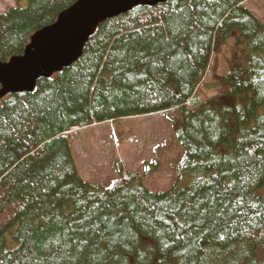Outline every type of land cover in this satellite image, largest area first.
Returning a JSON list of instances; mask_svg holds the SVG:
<instances>
[{
    "label": "trees",
    "instance_id": "1",
    "mask_svg": "<svg viewBox=\"0 0 264 264\" xmlns=\"http://www.w3.org/2000/svg\"><path fill=\"white\" fill-rule=\"evenodd\" d=\"M76 1L0 12V60ZM245 1L137 6L102 22L70 66L1 101L0 264H264V21ZM230 40L237 53L208 85ZM200 86L219 91L203 102ZM170 110L186 151L171 189L149 190L136 171L109 186L81 176L66 132Z\"/></svg>",
    "mask_w": 264,
    "mask_h": 264
},
{
    "label": "rangeland",
    "instance_id": "2",
    "mask_svg": "<svg viewBox=\"0 0 264 264\" xmlns=\"http://www.w3.org/2000/svg\"><path fill=\"white\" fill-rule=\"evenodd\" d=\"M11 6H17V0H0V12H5ZM243 6L264 21V0H248ZM234 44L230 40L212 55L205 83L213 84L214 75L227 71V59L233 51L237 53ZM218 91L200 86L198 95L204 102ZM167 115L177 116L179 111L120 118L75 129L70 141L79 173L91 183L109 186L121 176L129 179V172L133 170L138 172L149 190L158 192L171 189L178 180L179 166L186 151ZM119 161L122 169L116 165ZM190 181V176H184L180 178L179 186L187 187ZM259 194L264 195V186Z\"/></svg>",
    "mask_w": 264,
    "mask_h": 264
},
{
    "label": "water",
    "instance_id": "3",
    "mask_svg": "<svg viewBox=\"0 0 264 264\" xmlns=\"http://www.w3.org/2000/svg\"><path fill=\"white\" fill-rule=\"evenodd\" d=\"M170 0H77L57 20L36 31L24 53L0 60V98L32 92L41 77L49 78L78 60L90 37L105 20L140 5Z\"/></svg>",
    "mask_w": 264,
    "mask_h": 264
},
{
    "label": "bare ground",
    "instance_id": "4",
    "mask_svg": "<svg viewBox=\"0 0 264 264\" xmlns=\"http://www.w3.org/2000/svg\"><path fill=\"white\" fill-rule=\"evenodd\" d=\"M67 134H68V132H67Z\"/></svg>",
    "mask_w": 264,
    "mask_h": 264
},
{
    "label": "crops",
    "instance_id": "5",
    "mask_svg": "<svg viewBox=\"0 0 264 264\" xmlns=\"http://www.w3.org/2000/svg\"><path fill=\"white\" fill-rule=\"evenodd\" d=\"M246 2V1H245Z\"/></svg>",
    "mask_w": 264,
    "mask_h": 264
}]
</instances>
